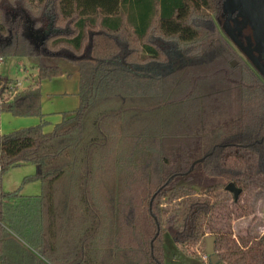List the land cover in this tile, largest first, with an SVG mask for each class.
<instances>
[{"label":"trees","instance_id":"1","mask_svg":"<svg viewBox=\"0 0 264 264\" xmlns=\"http://www.w3.org/2000/svg\"><path fill=\"white\" fill-rule=\"evenodd\" d=\"M223 2L0 0V57L37 59L26 88L0 74V114L42 119L40 83L61 59L79 74V106L50 132L0 134V264H165L166 235L201 251L213 236L212 264H264V235L231 230L264 196V80L247 60L222 68ZM213 86L230 106L207 117ZM198 107L202 124L186 118ZM180 123L200 127L169 135ZM34 181L40 194L21 195Z\"/></svg>","mask_w":264,"mask_h":264},{"label":"rangeland","instance_id":"2","mask_svg":"<svg viewBox=\"0 0 264 264\" xmlns=\"http://www.w3.org/2000/svg\"><path fill=\"white\" fill-rule=\"evenodd\" d=\"M224 9L225 11L228 10V3L226 0L224 1ZM232 24L240 30V28H243L245 24H247V17L245 13L241 12L236 18L231 19ZM218 28V27H217ZM235 28V29H236ZM218 30H220L218 28ZM248 41V40H247ZM262 41V40H260ZM247 46V45H246ZM231 47V56L229 59H225L222 68L229 67L230 64H232L234 67L238 65L237 62L245 61L246 59L241 55L237 49H235L233 46ZM259 59L264 64V50L261 48L259 52ZM255 53V52H254ZM3 59V61L0 63V74L6 75L9 78L16 80L18 83V86L20 89L26 88L29 83L33 81V79L36 78V71H35V65L37 64V59L32 57H0ZM60 61H66L65 59H61ZM59 61V62H60ZM225 70V69H224ZM237 75V74H236ZM212 90L214 92V96L211 99H208L205 106V114L207 117H214V111H221V109H225L230 106V102H228V96L225 91H220L217 88V86H213ZM201 107H198L197 111L195 109H191L189 114L187 115V119L196 121V124H202L205 121V118L202 114L198 115V117L201 119L196 120L197 113L201 112ZM219 108V109H218ZM221 108V109H220ZM177 118V116H175ZM204 118V119H203ZM40 119L38 117H15L11 115L10 113H3L0 117V124H1V133L7 134L12 131L27 128L33 125H36L38 123V120ZM176 123V122H175ZM182 123V122H181ZM179 129L175 126V124L171 125L169 135H192L195 131H197V126L194 124L192 129H188V127L184 128L185 124H181ZM186 144V143H185ZM185 150H187L188 147H183ZM193 149V147H192ZM34 173V167L29 164L21 165L18 167L10 168L7 170L2 177V183L3 188L6 191H11L19 186H21L22 179L28 175H31ZM214 183L219 184H227L223 180L213 179L211 180ZM205 183H209L207 180H205ZM27 185V186H26ZM25 187L24 192L31 193L34 183H27L22 186V188ZM22 193V190H21ZM232 235L234 238H237L239 236H246V235H252V236H263L264 235V196H259L256 199L254 210L250 215L243 216L241 218H238L232 222L231 225ZM208 237V236H207ZM205 248V246H204ZM215 255V261H217V253L214 252ZM214 261V262H215ZM165 264H212L210 257L205 254V249L203 251L197 249V247H189V249L184 250L179 245L175 244L171 236L166 235L165 236Z\"/></svg>","mask_w":264,"mask_h":264},{"label":"crops","instance_id":"3","mask_svg":"<svg viewBox=\"0 0 264 264\" xmlns=\"http://www.w3.org/2000/svg\"><path fill=\"white\" fill-rule=\"evenodd\" d=\"M58 65L62 69L63 74L60 77L44 80L40 83V105L43 117L36 120H38V123L41 120L46 122L45 132H50L56 124L62 121L64 115L73 112L79 106V74L77 68L68 61H60ZM2 114H0V117ZM0 134H2L1 124ZM33 183L34 187L31 193L26 194L24 192L26 185L22 188L21 195L38 196L40 194V183L39 181H34ZM3 190L5 192L14 191H6L4 188Z\"/></svg>","mask_w":264,"mask_h":264},{"label":"water","instance_id":"4","mask_svg":"<svg viewBox=\"0 0 264 264\" xmlns=\"http://www.w3.org/2000/svg\"><path fill=\"white\" fill-rule=\"evenodd\" d=\"M225 1V0H224ZM228 3V10L224 9V2L222 10L224 12L237 10L239 13H245L247 17V24L251 27L254 38H257L259 42L260 37L264 36V0H226ZM231 14V13H229ZM221 29L230 42L235 46V48L244 56V58L249 62L257 74L264 80V65L260 61L259 57L257 58L249 48V45H245L237 37L235 29L230 25L229 21L226 20L222 25ZM261 37V38H262ZM264 39V37H263ZM264 50V41L260 42ZM225 190L230 192L233 195V199L237 200L241 189L236 187L232 182L225 185ZM205 254L210 257L212 263L215 261L214 255V237L208 236L205 237ZM216 262V261H215Z\"/></svg>","mask_w":264,"mask_h":264},{"label":"flooded vegetation","instance_id":"5","mask_svg":"<svg viewBox=\"0 0 264 264\" xmlns=\"http://www.w3.org/2000/svg\"><path fill=\"white\" fill-rule=\"evenodd\" d=\"M229 13H231V14H229ZM239 15V12L237 11V10H233V12L231 11H228V12H224L223 10H222V12H221V14H220V16L218 17V19H217V25L219 26V28L221 29V25L226 21V20H228L229 21V23H230V25L235 29L236 27L232 24V22H231V19H233V18H236L237 16ZM248 23V22H247ZM222 30V29H221ZM235 32H236V35H237V37L240 39V41L241 42H243L245 45H249V48H250V50L252 51V53L258 58L259 56V54H262L261 52L260 53H257V52H259L260 51V49L262 48L263 49V47L260 45L261 43L260 42H263L264 41V39H263V37L261 38L260 37V40H262V41H259V42H257L258 41V39L257 38H254V33H253V31H252V29H251V27L250 26H248V24H245L244 26H243V28H240V30L239 29H235ZM222 38L223 39H225V40H227L228 42H230V40L227 38V36L224 34V32L222 31ZM248 40V41H247ZM231 43V42H230ZM232 44V43H231ZM233 45V44H232ZM255 52V53H254ZM244 57V56H243ZM263 64V63H262ZM264 65V64H263Z\"/></svg>","mask_w":264,"mask_h":264},{"label":"built area","instance_id":"6","mask_svg":"<svg viewBox=\"0 0 264 264\" xmlns=\"http://www.w3.org/2000/svg\"><path fill=\"white\" fill-rule=\"evenodd\" d=\"M3 61V59L2 58H0V63Z\"/></svg>","mask_w":264,"mask_h":264}]
</instances>
